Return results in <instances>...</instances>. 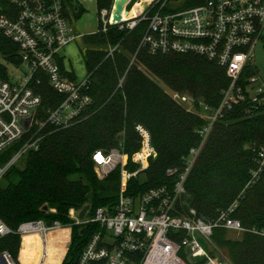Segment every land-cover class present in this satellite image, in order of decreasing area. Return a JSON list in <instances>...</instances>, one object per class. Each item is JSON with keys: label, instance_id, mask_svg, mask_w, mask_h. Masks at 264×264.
I'll return each instance as SVG.
<instances>
[{"label": "trees", "instance_id": "obj_1", "mask_svg": "<svg viewBox=\"0 0 264 264\" xmlns=\"http://www.w3.org/2000/svg\"><path fill=\"white\" fill-rule=\"evenodd\" d=\"M62 1L65 8H71L74 19L84 10L75 0ZM95 1L99 14L113 4V0ZM173 1L176 9H184L206 0ZM142 2L132 0L128 9L133 6L134 11H140ZM9 10L10 0H0V13L7 14ZM145 29L143 23L132 30L109 24L102 31L99 20L96 32L82 36L92 102L84 117L73 125L45 129L39 149L28 152L23 167H11L5 174L6 184H0V219L11 232L0 237V254L6 251L17 259L21 241L17 228L22 222L57 221L63 227L62 239L51 243L47 253L60 262L67 250L61 264H76L96 225L74 224L70 210L89 204L88 213L92 215L96 208L114 204L118 195L119 168L105 177L99 176L92 154L97 149L116 146L120 138L124 151L133 154L139 148L134 127L140 123L150 133L156 157L150 159L144 179L129 180L127 191L137 193L160 186L172 189L184 170L190 149L200 147L184 181L188 203L184 207L193 208L197 217L208 222L237 200L231 217L239 220L245 230L239 238L232 239L226 237L227 229L215 227L210 239L230 264H264V236L251 230L264 229V168L252 180V171L258 167V151L264 147V102L251 103L245 98L235 103L213 123L202 144L197 130L207 121L198 113L200 103L217 108L230 79L224 68L198 55L151 54L145 48L138 49ZM113 47L112 54L107 55ZM0 55L10 65L21 63L17 45L1 30ZM59 64L69 78H75L72 72L65 71L61 59ZM251 74L254 72L250 66L243 71L239 82L243 89L244 79ZM0 77L8 80L7 67L2 63ZM37 77L40 82L33 80L29 86L41 95L39 116L44 117L61 97L45 76ZM165 87L181 95L189 94L195 111L177 103ZM18 145L7 150V157ZM170 168L175 173L167 174ZM68 227L71 244L67 249ZM41 250V246L21 245L19 259L22 264H38ZM206 262L207 258L201 257L187 264Z\"/></svg>", "mask_w": 264, "mask_h": 264}, {"label": "built area", "instance_id": "obj_2", "mask_svg": "<svg viewBox=\"0 0 264 264\" xmlns=\"http://www.w3.org/2000/svg\"><path fill=\"white\" fill-rule=\"evenodd\" d=\"M10 4L12 10L0 13V30L17 45L19 66L26 73L17 80L9 75L8 80L0 77V180L28 152L39 149L45 129L59 130L73 125L84 117L92 102L88 75L71 79L59 64L61 59L64 66L62 49L80 36L71 26L74 18L71 8H65L62 0H10ZM100 16L102 31L109 24L129 30L139 23L145 24L138 49L145 48L151 54H194L224 68L230 83L222 92L219 106L210 109L200 103L198 113L207 121L197 130L202 144L213 123L235 103L245 98L251 103L264 102V82L258 75L244 79L245 89L239 83L254 57L255 46L263 39L264 0H206L184 9H176L173 0H144L140 11H135L132 17L122 16L119 23H111L110 9L101 10ZM114 49L109 48L107 55ZM133 60L134 57L131 63ZM38 74L45 76L52 90L61 97L53 108L46 110L44 117L39 116L41 95L29 86L33 80L40 82ZM171 95L187 110L195 111L192 97L177 92ZM25 120H29L26 127ZM134 129L139 135V148L133 154L124 151L122 140L115 147L97 149L92 154L99 176L105 177L119 168L118 195L114 204L100 206L92 215L88 210L82 219L77 217L80 209L70 210L74 224L96 225L76 264H187L201 257L207 258L206 264H229L221 255L212 260L201 242L211 241L215 227L240 233L245 230L239 220L231 217L238 201L220 210L215 220L208 222L197 217L193 208L184 207V181L200 147L190 149L184 170L172 189L160 186L128 192L129 180L144 176L150 159L156 157L148 129L140 123ZM15 144H19L17 149L7 157V150ZM263 168L264 147H261L252 180ZM175 171L170 168L167 174ZM60 227L57 221L52 224L25 221L18 226L17 233L21 237L37 233L45 240L50 230ZM251 230L264 236V229ZM10 232L0 219V237ZM2 254L7 264H17L8 252ZM45 258L46 251L42 249L38 264H43Z\"/></svg>", "mask_w": 264, "mask_h": 264}, {"label": "rangeland", "instance_id": "obj_3", "mask_svg": "<svg viewBox=\"0 0 264 264\" xmlns=\"http://www.w3.org/2000/svg\"><path fill=\"white\" fill-rule=\"evenodd\" d=\"M75 4L76 5L79 4L84 9L81 15L77 19L73 18L71 20V26L74 28L76 33L79 34L80 36L75 41L67 45L64 49H62L61 54L64 58L63 60H64V65L66 69L74 71V74L78 78H82L86 73V69H85L84 55H83L84 42H83V38L81 35L91 34V33L96 32L99 27V20H101V16L98 13L95 0H75ZM142 4H144V2H142ZM262 33H263V39L255 46L254 57L250 61V68L254 72V74L258 75L264 82V28H263ZM0 63L4 64L7 67L8 75L10 76V78H13L14 80L20 79L22 77V74L26 73V69L24 67L22 66L14 67L13 65L6 63L1 55H0ZM165 89L170 94L173 93V91H171L167 87H165ZM183 95L190 96L187 93ZM25 158L26 157H23L21 159V163L15 167H18V168L23 167ZM140 178L144 179V176L141 175ZM0 184L1 185L6 184V180L4 177L0 180ZM186 198L187 196H183L182 202L187 205L188 203H187ZM70 218L72 219L71 216ZM33 234H27L21 238L22 241H20L18 256L16 260L14 259V261L17 264H22V262L19 259L21 245L23 247L42 246L40 239L37 236V233H33ZM47 235H48L47 237L48 244L60 241L62 239V234H61L60 229L49 231ZM240 235H241L240 232H231V231L226 232L227 238L236 239V238H239ZM201 245L206 249L208 256L212 260H216L220 257V255L221 256L223 255L221 252V249L217 247L212 240L210 242H201ZM193 262H196V259L193 260ZM58 264H59V261H58Z\"/></svg>", "mask_w": 264, "mask_h": 264}, {"label": "water", "instance_id": "obj_4", "mask_svg": "<svg viewBox=\"0 0 264 264\" xmlns=\"http://www.w3.org/2000/svg\"><path fill=\"white\" fill-rule=\"evenodd\" d=\"M132 0H113L112 7L110 9V16H111V23H119L122 21V14H125V17H132L133 13H130L132 10L128 9L129 4ZM29 120H25L24 126L26 127ZM89 204H85L80 208L79 212L77 213V217L82 219L87 211L89 210ZM43 210H47L46 206H43ZM70 241L67 243V249L70 247ZM0 264H7L4 255L0 254Z\"/></svg>", "mask_w": 264, "mask_h": 264}, {"label": "crops", "instance_id": "obj_5", "mask_svg": "<svg viewBox=\"0 0 264 264\" xmlns=\"http://www.w3.org/2000/svg\"><path fill=\"white\" fill-rule=\"evenodd\" d=\"M79 5V4H78ZM64 68L66 69V67H65V65H64ZM66 70H69V69H66ZM69 71H71L73 74H74V71H72V70H69ZM86 74V73H85ZM75 75V74H74ZM75 77H77L76 75H75ZM78 78V77H77ZM69 229V237H68V241L67 242H69V240H70V228H68ZM34 235V234H33ZM37 236L39 237V239H40V242H41V245L43 246V248L45 247V246H47V244H48V235H46V238H45V240H43L42 239V237L39 235V234H37ZM22 238V237H21ZM22 241V240H21ZM67 247V246H66ZM67 251V250H66ZM66 251H65V253L63 254V256H62V258H61V260H60V262H59V264H61L62 263V260H63V258H64V256H65V254H66ZM19 256H20V254H19ZM57 260H54V259H52V258H48L47 260H46V262H45V264H57L58 263V261L56 262Z\"/></svg>", "mask_w": 264, "mask_h": 264}, {"label": "bare ground", "instance_id": "obj_6", "mask_svg": "<svg viewBox=\"0 0 264 264\" xmlns=\"http://www.w3.org/2000/svg\"><path fill=\"white\" fill-rule=\"evenodd\" d=\"M131 12H133V15L135 14L134 9H133ZM61 228H63V227H60V228H57V229H60V231H61ZM52 230H56V229H52ZM52 230H50V231H52ZM57 242H58V241H57ZM49 245H50V244H47V246H45L44 248H43V246H41V249H44V250L46 251V258H45L43 264H45V262H46V260H47L48 258H52V259H54V260H57V259H55V258H53V257H51V256L48 255V253H47V248H48ZM57 264H58V263H57Z\"/></svg>", "mask_w": 264, "mask_h": 264}]
</instances>
